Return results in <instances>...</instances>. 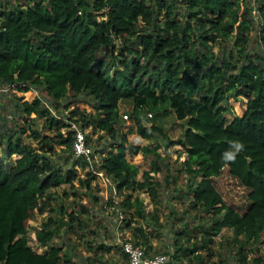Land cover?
Wrapping results in <instances>:
<instances>
[{"label":"trees","instance_id":"1","mask_svg":"<svg viewBox=\"0 0 264 264\" xmlns=\"http://www.w3.org/2000/svg\"><path fill=\"white\" fill-rule=\"evenodd\" d=\"M246 3L0 0L1 93L37 91L31 101L12 96L25 124L5 130L4 143L0 139V264L67 261L62 248L51 243L57 221L49 217L35 233L42 252L29 244L27 221L50 208L51 189L62 184L74 188L75 180L90 188L95 178L92 170L84 178L78 176L87 162L73 154L70 120L81 129H101L110 139L93 166L111 180L117 194H124L122 207L133 209L123 220L125 226L146 219L143 200L138 195L132 198V193L157 196L160 182L151 173L163 168L156 147L128 144L124 134L119 136V105L128 99L154 113L146 110L145 116L150 113L155 120L172 112L182 123L181 138L172 142L160 125L146 126L139 112L129 114L143 138L159 135L167 144L183 148L182 169L196 179L188 185L190 206L207 217L206 222L199 219L200 238L193 236L189 243L185 224L175 231L174 252L157 253L166 254L165 264L181 256L201 263L204 257H213V237L229 228L233 241L240 244L238 259L245 261L244 244L258 242L264 231V57L249 50L253 31L264 47V0H255V16ZM83 93L93 98L95 112L70 109ZM229 96H243L246 102L243 113L228 121ZM32 114L44 119L47 132L33 127L35 122L28 119ZM234 142L242 143L243 150L234 161H227L224 155L235 151ZM57 148L65 152L63 157L58 153L65 165L52 158ZM128 152L153 155L151 167L140 177L138 165L126 159ZM13 154L16 158L11 161ZM224 170L248 189L249 202L242 213L226 205L213 184ZM67 217L63 224L68 228L82 227L79 213L71 211ZM131 234L133 241L127 240L151 254L146 230L135 226ZM123 241L119 247L127 264ZM111 248L97 246L101 253ZM253 264L264 261L254 258Z\"/></svg>","mask_w":264,"mask_h":264},{"label":"rangeland","instance_id":"2","mask_svg":"<svg viewBox=\"0 0 264 264\" xmlns=\"http://www.w3.org/2000/svg\"><path fill=\"white\" fill-rule=\"evenodd\" d=\"M249 9H252L253 16L256 15L255 0H245ZM249 50L256 52L264 57V47L257 43L255 31L252 32ZM218 52V48H214ZM21 96L23 100L31 101L36 90L26 92H16L10 90L7 94L1 93L0 89V139L4 143L3 133L9 129H15V125L22 126L24 123L22 113H19L15 107L12 96ZM246 99L243 96H229L228 107L229 113L226 119L229 121L235 115H241L245 109ZM94 100L88 94L79 95L70 106L78 107L87 114L95 112L93 107ZM134 100H121L119 105V136H126L127 143L139 146L156 147V151L161 156L162 172L151 173L154 180L159 181L158 195L152 197L146 192L138 191L132 193V198L138 195L143 200L146 212V219L131 223L130 227L125 226L124 218H129V212L126 207H122L120 202L124 194H117L114 184L106 176L95 173V178L91 182V187L86 188L79 185L77 180L74 181V188L67 184H62L55 189H51L53 197L50 208L43 213H36L27 221L28 241L34 250L42 252L44 249L36 241L35 233L41 228V224L51 217L57 221V233L51 241L62 248L64 259L60 264H126V259L121 254L119 242L132 238L131 231L135 226H142L146 230L151 249L149 252H168L172 254L175 249L174 239L175 231L184 228L187 225L190 241L193 236L200 238V229L202 221L207 220L205 212L196 210L190 206L191 197L188 193L189 186L195 180L190 179L182 169L181 162L185 159L186 154L183 148L178 144H167L166 140L159 135L151 138H143L136 131L135 118L130 117L131 112H139L144 125L158 124L166 132L168 138L175 142L183 133L182 123L174 117L172 112L155 117L152 119L148 114L145 116L144 111L149 110L153 116L154 113L147 105L138 107ZM163 111L160 109L158 112ZM124 115H127L125 118ZM35 122L36 127L42 133L47 132L43 118H34V114L28 119ZM79 126V125H78ZM88 138V143L95 150L94 159L100 158L102 150L108 148L110 139L105 137L101 129L93 130L90 126L83 128ZM64 132V129L62 130ZM32 146H36V141L28 139ZM63 151L57 148V154L52 158L57 162L65 165L62 158ZM3 155L0 143V156ZM16 155L10 157L14 161ZM126 159L138 165L140 177L143 170L151 167L153 155L145 156L143 153H127ZM184 168V167H183ZM89 167L78 169V176L84 178ZM170 176L168 177V175ZM168 180L166 181V179ZM213 184L221 195L226 205L233 206L237 211L242 213L248 205V189L241 185L240 182L231 176L227 170H224L220 176L215 177ZM71 211L80 214L82 227L68 228L63 222H67V214ZM157 219V220H155ZM199 219L201 220L199 222ZM214 243L213 257H204L203 262H190L186 257L181 256L178 260H171L173 264H253L254 258H262L264 261V231L261 233L258 242H246L244 252L246 253L245 261L238 259L239 243L233 241L232 231L229 228H222L221 231L213 237ZM183 243H187L183 240ZM99 244H105L110 247L109 252L101 253L97 250ZM200 252V251H199ZM204 254V253H201Z\"/></svg>","mask_w":264,"mask_h":264},{"label":"built area","instance_id":"3","mask_svg":"<svg viewBox=\"0 0 264 264\" xmlns=\"http://www.w3.org/2000/svg\"><path fill=\"white\" fill-rule=\"evenodd\" d=\"M148 115L151 116L150 113H148ZM124 117L126 118L127 115H124ZM68 122V127L74 131L72 141V151L74 156L84 158L87 162L86 167H89V170H92L99 175L106 176L102 171H94L93 162H97L98 160L95 161L94 159L92 147L87 141L86 133L84 132V130L81 129L76 122L72 120ZM121 248L127 256V264H165L167 260L166 254H145L144 250L140 246L134 245L131 241L128 240L121 243Z\"/></svg>","mask_w":264,"mask_h":264},{"label":"clouds","instance_id":"4","mask_svg":"<svg viewBox=\"0 0 264 264\" xmlns=\"http://www.w3.org/2000/svg\"><path fill=\"white\" fill-rule=\"evenodd\" d=\"M232 148L235 150L234 152H229L224 155V159L227 161H234L236 153L243 150V144L239 142H234L232 144Z\"/></svg>","mask_w":264,"mask_h":264}]
</instances>
